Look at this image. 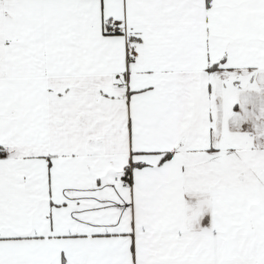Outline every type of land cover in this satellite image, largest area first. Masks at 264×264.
I'll use <instances>...</instances> for the list:
<instances>
[{
	"label": "snow or ice",
	"instance_id": "6c2138e0",
	"mask_svg": "<svg viewBox=\"0 0 264 264\" xmlns=\"http://www.w3.org/2000/svg\"><path fill=\"white\" fill-rule=\"evenodd\" d=\"M261 74L264 0H0V264H264Z\"/></svg>",
	"mask_w": 264,
	"mask_h": 264
},
{
	"label": "crops",
	"instance_id": "0c3cea01",
	"mask_svg": "<svg viewBox=\"0 0 264 264\" xmlns=\"http://www.w3.org/2000/svg\"><path fill=\"white\" fill-rule=\"evenodd\" d=\"M235 94L244 110L225 121L222 109L223 99L222 96L218 95L213 105L218 120L222 124L226 123L228 130L232 133L248 132L257 137L254 140L255 147L258 150H264V136H260L261 133H264V74L253 76L251 83L238 87ZM243 122H247L246 126L241 125ZM186 199L189 202H195L197 198L186 196ZM200 226H211L210 213L206 214Z\"/></svg>",
	"mask_w": 264,
	"mask_h": 264
}]
</instances>
